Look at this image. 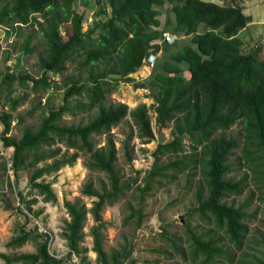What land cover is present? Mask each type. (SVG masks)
<instances>
[{"label":"trees","instance_id":"1","mask_svg":"<svg viewBox=\"0 0 264 264\" xmlns=\"http://www.w3.org/2000/svg\"><path fill=\"white\" fill-rule=\"evenodd\" d=\"M90 1L97 7L95 18L83 30L84 5ZM161 13L165 14L164 22L159 18ZM250 21L251 16L243 12L241 5L209 0H0V25L7 36L20 34L25 25H35L46 42L45 53L37 61L38 75L12 70L1 77L0 91L6 90L10 101L9 110L0 111V144L12 148L13 173L29 170L30 187L43 201L53 203L56 194L51 184L40 178L72 166L79 153L86 157L84 165L88 170L104 173L107 180L101 191L94 188L92 180L83 184L82 193L96 198L90 209L78 201L64 202L69 219L65 220L61 236L68 255L87 251L81 243L90 211L99 221L90 230L97 262L134 264L127 242L109 251L102 244L105 224L100 222L99 212L129 187L121 182L120 171L115 167L117 149L111 129L129 115L137 138L149 141L154 133L145 104L129 110L125 103L106 100L119 80L160 50L161 56L152 64L150 75L135 85L149 90L157 125L172 124V138L158 145L155 160L159 159L158 154L171 153L175 158L162 165L154 164L148 177H174L190 165L199 166L201 184L196 191L197 205L191 212H197L211 226L209 231L221 236L204 240L190 232L193 248L189 257L193 264H216L214 257L232 261L231 253L217 243L225 239L236 250L242 248L247 233L246 212L225 199L241 194L245 185L244 178L226 177L230 171L228 159L238 147V140L223 131L234 124L241 125L247 144L244 154H255L253 171L264 180V57L260 56L261 45L242 52L243 42L238 36ZM164 30L177 36L183 34L189 40L176 38L168 43L162 40ZM32 37L30 33L24 39L22 49L26 52L33 49ZM70 64L75 72L62 79L61 103L54 106L45 102L46 113L35 128L24 126L19 137L9 135L11 113L24 99L11 98L13 85L26 86L31 82L34 92H44L54 81L48 72L63 74ZM65 114L90 117L84 124L68 125L60 123ZM17 118L23 120V116ZM101 134L106 135L105 143L96 147L91 136ZM185 136L191 143L189 153L184 152ZM60 143L74 151L63 152ZM126 156L131 158L129 151ZM149 188L146 183L143 190ZM35 201H27V206ZM129 217H135L139 225L143 218L141 208L130 206ZM37 231L20 228L8 246L15 248L33 240L36 250L11 256L0 253L4 263L60 264L61 260L48 252L47 236ZM175 250L185 257L186 251ZM248 264H264V254Z\"/></svg>","mask_w":264,"mask_h":264},{"label":"rangeland","instance_id":"2","mask_svg":"<svg viewBox=\"0 0 264 264\" xmlns=\"http://www.w3.org/2000/svg\"><path fill=\"white\" fill-rule=\"evenodd\" d=\"M219 4H238L243 7V12L251 16V21L243 28L238 36L242 39V52H247L255 45L264 47V0H209ZM85 21L83 30H86L88 20L95 18L96 6L90 1L84 5ZM167 6V5H165ZM161 22L165 21V14L159 15ZM62 30V29H61ZM32 34L30 46L31 52L22 49V44L27 34ZM63 34V31H62ZM178 41H188L189 37L181 34L177 36ZM46 42L37 26L25 25L20 34L12 33L7 36L5 28L0 25V82L6 71L16 70L20 73H28L36 76L39 74L37 61L45 53ZM155 59L161 56V51L153 54ZM264 57V50L260 51ZM144 62V61H143ZM152 65L143 63L135 72L119 80L118 87L107 95V102H122L127 104L131 110L138 105L145 104L154 133L152 140H144L136 137V127L132 119L127 115L117 126L111 129V136L117 149L115 167L120 171L121 182L124 189L121 197L112 204H105L99 212L100 222L105 224L102 229V244L106 251L118 248L127 242L131 246V258L134 264H193L189 251L193 248L190 232L200 235L207 240L215 238L221 233L210 230L208 225L197 212H191V208L197 205L196 191L201 184L200 167L190 165L182 173L174 177L155 176L148 177V172L154 164L162 165L168 160L175 158L174 154L159 155L155 160V151L158 145L172 138V124L159 127L156 123V113L152 108L153 99L148 89L136 86L141 84L151 72ZM73 64L63 74H52L48 72L52 86L42 91L34 92L31 82L26 86L13 85L12 97H22L23 101L12 111V121L9 135L19 137L24 126L35 128L41 117L46 113L45 102L57 106L61 103L63 94L62 79L66 74L74 73ZM6 90L0 91V111L9 110V99ZM18 116H23L19 121ZM87 114L70 115L65 114L60 123L68 125L84 124L89 119ZM0 125V129H1ZM224 135H232L238 140V147L233 150L228 159L230 171L226 177L234 180L244 178V189L239 195L226 197L228 203L233 202L235 206H242L246 212L244 223L247 233L240 250L227 244L222 239L218 245L226 248L232 257V261L224 257H214L216 264H248L255 256L264 254V180L254 173L252 155H245L247 144L240 124H234L222 132ZM91 140L96 147L105 143L106 135H93ZM62 151L71 154L74 149L67 148L63 143L58 144ZM184 152H190V141L187 136L183 139ZM254 147H250L253 150ZM126 151L130 152L128 159ZM11 148L0 144V253L9 256L19 253L35 252V242L26 241L19 247L8 246V241L18 233L20 228L38 230L48 238V252L61 260L60 264H99L97 255L92 250L93 242L90 235L91 227L99 221L94 219L92 212H88L84 222L85 233L81 246L87 251L76 255H68V248L61 232L68 220V214L64 206L65 201H78L83 203L87 209L93 205L95 197L82 193L83 184L92 180L97 190L106 186L107 180L102 172L88 170L85 165V156L79 153V157L72 166H64L56 173L44 175L40 180L49 182L56 194V201L45 202L28 183L29 170L12 171L10 155ZM183 153V152H182ZM170 172V171H168ZM171 174V173H170ZM11 183V186L8 183ZM150 188L143 190L145 184ZM21 193V195L19 194ZM143 196V199L141 197ZM22 197V198H21ZM36 201L27 206V201ZM18 204V205H17ZM130 206L141 208L143 218L136 225L135 217H129ZM35 220L45 229V232L35 225ZM217 235V236H216ZM184 250L185 257L181 252ZM0 264H5L0 257ZM13 264H21L15 262Z\"/></svg>","mask_w":264,"mask_h":264},{"label":"built area","instance_id":"3","mask_svg":"<svg viewBox=\"0 0 264 264\" xmlns=\"http://www.w3.org/2000/svg\"><path fill=\"white\" fill-rule=\"evenodd\" d=\"M88 21L90 22L91 19H89ZM161 36H162V40H165L168 43H172L177 38V35L175 33L169 32L167 30H164L162 32ZM263 41H264V38H263L262 42ZM262 50H264V47L262 48ZM153 58H154L153 54H150L148 57H146L144 59V63L146 62V64L152 65L153 64ZM0 125L2 126L1 121H0ZM1 129H2V127H1ZM35 223H36L35 225H38L37 227H39V229H41L42 231L45 232V229L42 228V226L39 224L38 220H35Z\"/></svg>","mask_w":264,"mask_h":264},{"label":"clouds","instance_id":"4","mask_svg":"<svg viewBox=\"0 0 264 264\" xmlns=\"http://www.w3.org/2000/svg\"><path fill=\"white\" fill-rule=\"evenodd\" d=\"M261 50H262V48H261Z\"/></svg>","mask_w":264,"mask_h":264},{"label":"crops","instance_id":"5","mask_svg":"<svg viewBox=\"0 0 264 264\" xmlns=\"http://www.w3.org/2000/svg\"><path fill=\"white\" fill-rule=\"evenodd\" d=\"M11 150H12V148H11Z\"/></svg>","mask_w":264,"mask_h":264}]
</instances>
